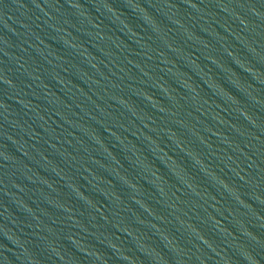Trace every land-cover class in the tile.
<instances>
[{
	"label": "water",
	"instance_id": "obj_1",
	"mask_svg": "<svg viewBox=\"0 0 264 264\" xmlns=\"http://www.w3.org/2000/svg\"><path fill=\"white\" fill-rule=\"evenodd\" d=\"M0 264H264V0H0Z\"/></svg>",
	"mask_w": 264,
	"mask_h": 264
}]
</instances>
